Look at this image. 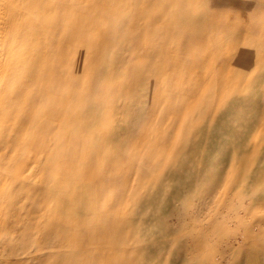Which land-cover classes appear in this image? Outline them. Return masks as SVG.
<instances>
[{
  "label": "rangeland",
  "instance_id": "374dc122",
  "mask_svg": "<svg viewBox=\"0 0 264 264\" xmlns=\"http://www.w3.org/2000/svg\"><path fill=\"white\" fill-rule=\"evenodd\" d=\"M79 26L118 38L83 61L64 153L26 154L11 264H264V0H80ZM149 59L148 88L105 85Z\"/></svg>",
  "mask_w": 264,
  "mask_h": 264
},
{
  "label": "bare ground",
  "instance_id": "6f19581e",
  "mask_svg": "<svg viewBox=\"0 0 264 264\" xmlns=\"http://www.w3.org/2000/svg\"><path fill=\"white\" fill-rule=\"evenodd\" d=\"M79 10L80 0H0V173L10 180L0 186L5 264L14 260L16 220L29 218L25 203L24 213L15 205L27 199L31 183L26 154L64 153L63 129L79 117ZM107 36L103 32L97 44ZM16 153H23L19 161Z\"/></svg>",
  "mask_w": 264,
  "mask_h": 264
},
{
  "label": "crops",
  "instance_id": "0c3cea01",
  "mask_svg": "<svg viewBox=\"0 0 264 264\" xmlns=\"http://www.w3.org/2000/svg\"><path fill=\"white\" fill-rule=\"evenodd\" d=\"M124 26H125V22H122L120 24V27H118V28L120 30H122V28ZM263 30H264V28H263ZM93 34H95V32H91V31H89L88 34H85L86 35V39H85V42L83 43V48H81V47L79 48L80 55H79V65H78V68H77L78 116H79V107H80L79 79H78V76H79L80 70H82V65H83V61H84L85 57L89 56L90 59H91V62H92L91 63L89 61L90 65H89L88 68L89 69H90V67L93 68V66L95 64V61L97 60V58H99V51H101L103 54H106L111 49V47L113 46L112 40L113 39L116 40L118 38V37H114V36L113 37H105L104 40H101V42L99 44H97L99 39H100V37H98V34H95L96 36L93 35ZM101 34H99V36ZM90 38H92L91 41H90ZM87 41L89 43H91V45L88 44ZM94 52H96V53H94ZM94 58H95V60H94ZM151 62H154V59L143 60V61L140 60L139 62H136L138 65H140V72L137 73L138 79H137V82L135 84H133L127 90L123 89V84H122V79H121L122 77L119 76L122 73L116 74V71L119 68L118 69H115V68L111 69L112 73L110 74L109 77H107L105 79V85L106 86H108V85L111 86L112 84H114V86H117V88L119 89V94L117 96L118 97H122L123 96V97H126L127 99H129L130 98V93L138 92L139 89L148 88L149 84H151L150 78L152 77V75H154V74L157 75L155 73V71L161 69L160 66H157V69L156 68L152 69L151 66H150ZM147 64H148V66H147ZM116 66H117V64L115 65V67ZM105 105H106V102H105ZM115 114L116 113H114L112 111H109L104 116H102L101 119L99 118V120L100 121L102 120L104 122H109V121H111L113 119ZM78 123H79V117H78V119L75 121V123L73 125H72V123H69V124H67V126L64 127V129H63L64 134H65L64 140H63V144L64 145H66L67 139H69L70 136H72L75 132L78 131ZM125 129L128 130L129 128L126 127V128L115 130L116 135H118V136L114 135L115 137L112 136L111 132H110V134L107 135V137L105 138V142H104L105 146H106V144H114L113 141H116L117 143H119L120 140H122V139H120L119 135L121 133H123L125 131ZM125 141H128V139H126ZM83 145L85 146L86 143H84ZM101 151L103 152L102 149H101ZM111 153H115V152H113L111 150ZM58 156H60V154Z\"/></svg>",
  "mask_w": 264,
  "mask_h": 264
}]
</instances>
